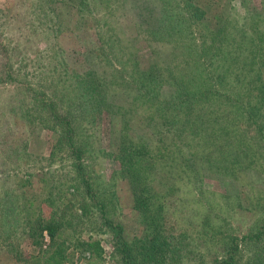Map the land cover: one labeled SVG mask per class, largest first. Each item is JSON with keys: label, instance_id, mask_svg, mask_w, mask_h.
I'll use <instances>...</instances> for the list:
<instances>
[{"label": "rangeland", "instance_id": "374dc122", "mask_svg": "<svg viewBox=\"0 0 264 264\" xmlns=\"http://www.w3.org/2000/svg\"><path fill=\"white\" fill-rule=\"evenodd\" d=\"M213 1L200 0L209 16L219 13L211 33L205 23L180 21L158 40L148 22L166 6L180 12L177 0H0V264H32L39 251L20 206L21 177L34 181L44 222H74L66 264H123L49 129L51 106L71 116L83 172L108 219L130 242L170 241L171 252L153 264H216L235 246L236 264L264 257V238L246 237L264 225V0ZM86 71L102 79L103 106L101 96H83ZM147 74L159 84L143 82ZM180 94L194 96L182 110ZM131 150L142 152L143 178L134 181ZM63 183L66 197L46 205ZM139 195H151L161 222L143 219ZM91 238L101 241V258L85 251ZM45 240L48 249L47 233Z\"/></svg>", "mask_w": 264, "mask_h": 264}, {"label": "trees", "instance_id": "16d2710c", "mask_svg": "<svg viewBox=\"0 0 264 264\" xmlns=\"http://www.w3.org/2000/svg\"><path fill=\"white\" fill-rule=\"evenodd\" d=\"M179 9H181L180 12H173L174 10H170L166 7L163 8L161 11V16L159 19H156L155 17L150 20L148 23L150 27H153V36L158 40H167L171 36L172 30H178L180 27H183L182 22L185 21L189 24H195L201 25L202 23H205L210 27L208 30H205V32L208 34V32L211 33V29L215 26L214 22L217 20L219 13L216 11L214 15H210V12H212L211 8L203 5L200 0H177ZM213 4L216 3V0L212 2ZM216 5L221 6L218 2ZM222 8V7H221ZM219 12H220V8ZM139 17L142 18L143 16L139 15ZM149 20V19H148ZM174 20V21H173ZM146 22V20H143ZM158 25V27H155V25ZM157 29V30H156ZM155 33V34H154ZM217 35L212 36L213 42L215 41V37ZM219 37V36H217ZM203 41L204 44L207 43V35H203ZM211 43V42H210ZM212 44V43H211ZM205 48V46L203 47ZM211 48V45L209 47H206L204 51H209ZM188 63V62H187ZM137 64V62H136ZM142 71V70H141ZM147 73V72H146ZM143 82H148L149 86L159 84V77L156 76V78L152 77L150 75L141 76ZM241 83H244V81H241ZM244 86V85H243ZM80 89L83 92V96L87 97L89 100H93L96 98H99L100 96V103L103 106L105 101V93L104 89L102 87V79H100L96 72L86 71L82 77V80L80 81ZM255 89V88H251ZM181 91V90H180ZM184 93V92H182ZM191 93V92H189ZM218 94L216 91L214 92ZM186 95L188 94H180L179 97L176 100V104L181 107H179L181 110L185 109L186 102L190 101L193 102L194 96H188L186 98ZM223 96L226 97L228 100H233V98L227 96V94H224ZM186 98V99H185ZM196 98V97H195ZM197 99V98H196ZM92 102V101H91ZM99 102V99H98ZM97 102V103H98ZM195 104V103H194ZM194 104L191 107L193 108ZM231 107L235 105L233 102L230 103ZM241 107V106H240ZM191 108V109H192ZM127 109V108H126ZM113 111V110H110ZM126 111V110H125ZM47 119H50L49 129L52 130L53 135L56 139V144H58L59 148H62V151H65L67 155L70 157V159L74 162L73 167L75 170H78L79 176L78 179L81 183V185H84V188L86 190V194L90 200H92V205H94L97 210L101 213V217L105 221V224L110 227V229L113 231L115 235V239L117 242V248L118 251L121 254V258L123 261V264H153L152 262L158 257L159 254L161 256L168 254L171 249L170 241L166 237H145V239L142 241L139 240L138 242L134 239L132 242H130L124 232L123 225L120 223L112 222L110 219H108L107 216V206L106 204L99 200L97 197V192L94 190L93 184L91 180L87 177V175L83 172L85 171V166L83 163L84 160V150L83 148L78 144L77 142V131L75 128V125L71 119V116L60 113L55 106H51L49 108V111L47 112ZM136 147V146H135ZM138 147V146H137ZM141 148H143L141 146ZM59 150V149H58ZM56 153V147L54 146L52 150L51 156H54ZM131 157H137L135 158V165L132 167V171H137L132 173L130 176L128 175V178L131 180H136L138 177L136 175H140V179L143 178V170L140 168L139 160L142 157V152H137V150H131ZM131 168V167H130ZM140 171V172H138ZM63 185L65 183L61 184V186L58 184L56 187L57 196H49L44 197V199L40 196L41 199L44 200L45 204L48 206L56 205L57 202L54 200H61L64 197H66V193L64 190ZM18 191H19V201L20 206L24 212V218L26 222V228H27V234L31 238H33V243L35 245L39 246L38 254H33L30 257V261L32 264H66L69 261V236L72 232V236H75L74 233L77 232L76 227L74 226V222L64 220L62 224H57L54 221H43V215L41 213L43 207L39 203V195L36 193L34 181L27 178H20L19 184H18ZM136 189V188H135ZM138 189V188H137ZM56 198V199H54ZM136 207L139 211H141L143 219H146L150 222H161L162 220V211L161 210H155V212H152L153 207L151 195H139L136 197ZM89 204V203H88ZM88 205L84 204L81 209L83 214H87L88 211ZM151 213V214H150ZM82 216H79V219ZM58 222H61L58 221ZM29 226H28V224ZM83 223V222H81ZM75 227V228H74ZM74 228V232L72 229ZM259 234H251L249 236L250 241L252 239L261 241L264 238V225L259 229ZM46 233L50 237V243L48 245V249H43V245H45V235ZM264 241V240H263ZM140 242V243H139ZM83 245L85 247V251H89L91 254V258L95 257H102L104 253V247L102 246V243L100 240L91 238L89 240H84ZM175 248V247H174ZM234 250H239L238 246H235ZM233 249H230L227 252V255L223 259H217L216 264H236L237 263V256L236 254H233ZM167 252V253H166ZM92 261L89 262V264ZM252 264H264V257H254Z\"/></svg>", "mask_w": 264, "mask_h": 264}]
</instances>
